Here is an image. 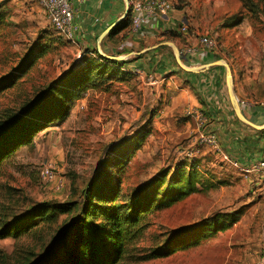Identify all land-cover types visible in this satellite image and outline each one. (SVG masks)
Here are the masks:
<instances>
[{
  "label": "rangeland",
  "instance_id": "1",
  "mask_svg": "<svg viewBox=\"0 0 264 264\" xmlns=\"http://www.w3.org/2000/svg\"><path fill=\"white\" fill-rule=\"evenodd\" d=\"M172 1L175 9L186 5L185 14L216 41L211 50L218 56L214 59L225 61L232 76L234 66H242L243 73L251 76L264 66V0H253L255 6L248 0ZM32 8L0 0V76L14 69L32 49L43 51L19 85L0 94V108L20 107L22 98L56 81L78 60L45 13ZM122 72L98 88L87 89L71 104L65 118L36 130L29 142L2 161L0 227L34 203L82 202L84 189L104 161L124 152L125 162L116 169L123 191L143 192L166 171L164 187L174 172L182 171L190 177L191 193L170 206L153 208L144 236L120 264H264L263 187L222 160L211 146L199 144L206 128L197 126L196 130L200 122L196 108L180 86L167 81L151 85L147 72ZM222 86L227 92L223 73ZM257 94L264 95V91ZM45 164L55 167L56 179L51 183L40 176ZM67 220L63 214L57 222L0 238V264L36 259ZM184 227L196 230L186 234V245L144 258Z\"/></svg>",
  "mask_w": 264,
  "mask_h": 264
},
{
  "label": "trees",
  "instance_id": "2",
  "mask_svg": "<svg viewBox=\"0 0 264 264\" xmlns=\"http://www.w3.org/2000/svg\"><path fill=\"white\" fill-rule=\"evenodd\" d=\"M248 1L255 6L253 0ZM128 26H131L129 16L116 29ZM34 51L32 49L14 69L0 76V94L17 87L36 64L43 51ZM130 61L106 58L97 51L83 52L76 64L56 81L31 97L22 98L20 107L0 108V164L20 145L29 142L36 130L65 118L71 104L87 89L98 88L115 75L124 74L122 70H128ZM125 154L116 152L104 161L84 189L82 202L34 203L22 215L0 227V238L20 236L41 223L57 222L60 215L67 214L68 220L51 237L50 246L36 259H27L23 264H120L130 255L135 241L144 236L152 209L170 206L191 193L188 190L190 177H185L182 171L174 172L164 187L166 171L148 183L143 192L123 191L116 169L125 162ZM193 232L196 230L188 231L186 227L176 229L164 244L150 250L144 258L166 255L186 245L189 242L186 234Z\"/></svg>",
  "mask_w": 264,
  "mask_h": 264
},
{
  "label": "crops",
  "instance_id": "3",
  "mask_svg": "<svg viewBox=\"0 0 264 264\" xmlns=\"http://www.w3.org/2000/svg\"><path fill=\"white\" fill-rule=\"evenodd\" d=\"M13 1L44 12L37 0ZM130 1L72 0L75 42L65 41L74 54L97 51L110 59L123 57L122 60H131L127 64L129 70L148 73L149 84L167 81L168 85L180 86L181 93L196 108V118L200 120L196 130L203 125L207 131L217 133L225 151L242 164L263 158L264 95L257 92L264 91V66L258 67L252 76L243 73L242 66L233 67L234 94L249 124L238 118L229 93L222 86V73L226 81L223 65H211L199 72L178 69L174 48L167 42L178 47L187 67H201L216 61V53L199 42L201 35L207 33L199 30L195 18L185 14L188 7L147 18L137 33L131 26L116 29L123 19L131 16ZM183 25L186 31L181 30ZM249 86L254 90H248Z\"/></svg>",
  "mask_w": 264,
  "mask_h": 264
},
{
  "label": "built area",
  "instance_id": "4",
  "mask_svg": "<svg viewBox=\"0 0 264 264\" xmlns=\"http://www.w3.org/2000/svg\"><path fill=\"white\" fill-rule=\"evenodd\" d=\"M42 7L49 24L57 31L64 40L75 42L74 37V7L72 0H37ZM175 8L172 0H131L130 1V18L131 28L134 32H139L143 23L149 17H156L169 14ZM182 31H186L185 25L181 26ZM199 42L210 50L217 46L216 41L209 35H201ZM82 53L77 54L79 59ZM203 118L201 117V120ZM203 128V125L200 126ZM200 134V145L211 146L222 160L228 162L236 170L240 171L245 177L253 180L256 184L264 189V157L249 163L242 164L232 158L222 149L219 138L214 132L205 130ZM190 154H193L191 151ZM41 179L46 183H51L56 179L55 167L52 164L43 165L40 172ZM60 186V185H59ZM264 194V190H263Z\"/></svg>",
  "mask_w": 264,
  "mask_h": 264
},
{
  "label": "water",
  "instance_id": "5",
  "mask_svg": "<svg viewBox=\"0 0 264 264\" xmlns=\"http://www.w3.org/2000/svg\"><path fill=\"white\" fill-rule=\"evenodd\" d=\"M167 43L173 46L174 51H175L176 60H177L178 64L180 65V67L185 69V70H187V71L199 72V71H202V70H205V69L209 68L211 65H223L226 68V84H227L228 93H229L231 102H232V104L234 106L235 112H236V114H237L239 119H241L242 121H244L246 123L251 124V122H249L246 119V117L243 115V113L241 111V108H240V105L238 103V100H237V98H236V96L234 94L232 71H231V68L229 67V65L225 61H223L221 59H218V60H216L215 62H213L211 64H206L204 66L196 67V68H190V67H187V66H185L183 64V57H182L181 51L178 49V47L176 45H174L172 42H167ZM116 59H121L122 60L123 57H116Z\"/></svg>",
  "mask_w": 264,
  "mask_h": 264
}]
</instances>
